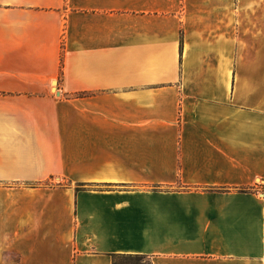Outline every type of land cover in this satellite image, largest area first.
<instances>
[{
    "label": "crops",
    "instance_id": "0c3cea01",
    "mask_svg": "<svg viewBox=\"0 0 264 264\" xmlns=\"http://www.w3.org/2000/svg\"><path fill=\"white\" fill-rule=\"evenodd\" d=\"M127 255L264 264V0H0V264Z\"/></svg>",
    "mask_w": 264,
    "mask_h": 264
},
{
    "label": "rangeland",
    "instance_id": "374dc122",
    "mask_svg": "<svg viewBox=\"0 0 264 264\" xmlns=\"http://www.w3.org/2000/svg\"><path fill=\"white\" fill-rule=\"evenodd\" d=\"M54 182H57L58 183L59 180L53 179V183ZM260 183H261V181H260ZM116 261H117V264H150L146 258L138 259L137 261H135L133 263V261L129 260L127 257H124V256L118 257L116 259Z\"/></svg>",
    "mask_w": 264,
    "mask_h": 264
},
{
    "label": "trees",
    "instance_id": "16d2710c",
    "mask_svg": "<svg viewBox=\"0 0 264 264\" xmlns=\"http://www.w3.org/2000/svg\"><path fill=\"white\" fill-rule=\"evenodd\" d=\"M124 257H127L129 260L133 261V263L137 261L138 259L144 258L143 256H140V255H127ZM114 264H117V261H115Z\"/></svg>",
    "mask_w": 264,
    "mask_h": 264
},
{
    "label": "built area",
    "instance_id": "2783aa9c",
    "mask_svg": "<svg viewBox=\"0 0 264 264\" xmlns=\"http://www.w3.org/2000/svg\"><path fill=\"white\" fill-rule=\"evenodd\" d=\"M59 180V179H58Z\"/></svg>",
    "mask_w": 264,
    "mask_h": 264
}]
</instances>
